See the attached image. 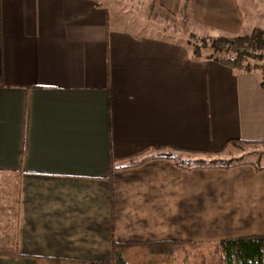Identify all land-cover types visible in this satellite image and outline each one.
<instances>
[{
	"label": "crops",
	"instance_id": "0c3cea01",
	"mask_svg": "<svg viewBox=\"0 0 264 264\" xmlns=\"http://www.w3.org/2000/svg\"><path fill=\"white\" fill-rule=\"evenodd\" d=\"M255 28L264 0H0V264L264 236V163H193L264 145V88L186 38Z\"/></svg>",
	"mask_w": 264,
	"mask_h": 264
},
{
	"label": "trees",
	"instance_id": "16d2710c",
	"mask_svg": "<svg viewBox=\"0 0 264 264\" xmlns=\"http://www.w3.org/2000/svg\"><path fill=\"white\" fill-rule=\"evenodd\" d=\"M189 44L194 56H202V51L208 50L211 54L204 56L220 64L244 73H251L254 69L260 68L264 73V31L253 29L249 35L235 36L231 38L221 37L199 42L191 36ZM253 62H263L256 66ZM260 86L264 88V77L260 81ZM166 158H173L169 154H160ZM189 166V162H183ZM197 167L218 166L228 168L232 165L219 162L210 165L203 161L194 162ZM170 251L165 250L167 244H119L113 240L111 246V260L105 263L91 262L89 264H170L173 261L172 253L186 251V244H168ZM216 254L219 256L217 264H264V236H253L225 240L214 246ZM16 256L13 250L6 253ZM42 263V262H41ZM53 264L54 261L47 262Z\"/></svg>",
	"mask_w": 264,
	"mask_h": 264
},
{
	"label": "rangeland",
	"instance_id": "374dc122",
	"mask_svg": "<svg viewBox=\"0 0 264 264\" xmlns=\"http://www.w3.org/2000/svg\"><path fill=\"white\" fill-rule=\"evenodd\" d=\"M179 19L180 18H178L177 21L170 19L171 21L166 20L162 22H157V26L159 28H165V30L171 29L172 33L174 32L183 33L185 32L186 26L185 23H183V21H180ZM250 33H248L247 35H249ZM188 37L189 35H187L186 38L190 40L191 38ZM202 39L210 40V38H207V36L194 37V40L198 42ZM210 54L211 53L208 50L202 51V56L206 57L209 56ZM262 63L263 62H259V63L253 62V64H255L256 66H259ZM253 72L259 77L260 81L263 79L264 73L260 68L254 69ZM165 152L171 155L175 160L179 161L181 164H184L183 162L191 163L193 161H189V160L192 159L194 160L198 158V156L180 154L178 152H173V151H169V152L165 151ZM200 158L201 159L199 161L206 162L210 165H215L218 164L219 162H223L225 164H230V165L253 163L256 166H261V164L264 163V145L245 144V143L239 144L235 147H232L229 151L227 150L224 153L217 154L215 156H210V155L201 156ZM165 250L170 251V246L165 247ZM172 257H173V261L170 264H217L216 259L219 258V256L215 252L214 246L211 245H203L192 249L187 248L186 251H178L172 253ZM42 264H47V262ZM53 264H73V263L55 262ZM79 264H85V263H79ZM219 264H222V262H219Z\"/></svg>",
	"mask_w": 264,
	"mask_h": 264
}]
</instances>
